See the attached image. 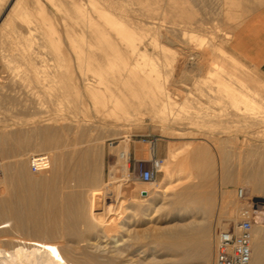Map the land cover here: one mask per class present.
<instances>
[{
    "label": "rangeland",
    "instance_id": "rangeland-1",
    "mask_svg": "<svg viewBox=\"0 0 264 264\" xmlns=\"http://www.w3.org/2000/svg\"><path fill=\"white\" fill-rule=\"evenodd\" d=\"M192 1L184 0L183 5L189 8L192 5L191 9L195 11L197 17L200 16V20L203 18L201 22L208 27L204 31L203 28H194L193 26L191 28L190 24L186 23L183 18H179L180 21H176L178 26H185L188 29L184 38L187 44L165 40L166 42L163 41V44H166L169 48L164 51L159 50L158 43L152 46L150 41L152 38L148 35L151 34L152 37V35L157 34L145 31V29L142 31L143 41L141 40L140 43H143L145 47L140 44V48L144 47L145 51L148 50L149 54L152 53L151 56L153 55L155 61L152 60L158 65L155 64V70L158 69V72L160 70L158 79L163 84H161V88L156 84L154 87L152 86L153 92H151L150 98L154 106L151 107L150 113L143 115L142 119L126 123L127 125L98 124L92 121L91 110L90 114L88 113L89 110L83 111L86 114L88 113L87 115L85 113L80 114L81 111L70 113L68 107L70 108L71 104L68 103L67 98L56 99L57 108L51 104L49 97L42 93H40L42 96H40V100L43 102V111L37 110L26 102L28 98L24 95L9 99V102L7 100L0 101V162L4 179L1 182L2 189H4L3 184L6 183L8 186L6 197H12L11 200H15L21 188H25L24 192L28 193L24 202L26 205L24 204L22 207L25 216L30 215L29 211L32 210L34 216L31 219H35L38 226L41 224L40 227L45 231V235L51 234L50 236L55 240L62 241L61 243L66 242L69 253L75 260L78 259L82 262V260H90L89 258L93 260L94 257V259L103 263L109 261V252L106 247L108 246L106 245L108 236L103 233V228L106 223L111 224V222L106 221L102 213L105 207V199L111 205H116L118 201L120 209L127 207L140 212L138 216L132 215L131 217V232L129 231L126 234L127 231L120 228L119 232L126 240H124L126 242L124 243L127 244L128 242L129 246L124 250L123 256L116 258L113 264L127 263L130 258L136 259L138 264H214L216 232L223 226V228H232L241 218L242 208L248 210L252 208L256 212L255 214V212L249 211L253 224V245L256 243V236L259 237L258 239H264V195L255 193L250 186L251 178L261 175L260 177L264 179V152H262L264 151V145L252 139H264V117L242 112L241 106L244 109L245 105L236 102L234 104V100H231V97L228 96L230 91H224L225 94L221 93L223 87H229L230 90L235 86L232 81L234 79L230 80L225 86L224 84L217 86V84L210 82H208L210 84H207L202 80L211 65L218 70L221 68L219 65H213L215 56H211V52L208 51L209 48H205L209 40L235 55L229 48V41L234 29L262 3L260 1L251 3L252 10L243 6L233 7L234 14L229 17L226 11L228 5L224 6L225 4L221 3V6L219 4L223 0H200V2L194 0L195 3H192ZM201 1L202 3L205 2L204 5H201ZM211 1H214L213 5L214 3L217 4L213 6ZM240 1L244 2L245 0ZM165 2L166 4L163 6L161 1L163 9L154 10L157 12H153L155 16L151 13L157 20L160 18L163 27L166 24H175L172 21L169 22L166 12L163 13L168 8V3L166 0ZM209 2H211V5ZM139 6L140 4L137 5L138 8ZM162 10L163 12H161ZM139 11H137V15H139ZM144 25L146 24L142 26L145 27ZM190 31H193L196 35L190 37L192 35ZM197 34L198 36L202 35L201 39L203 38L202 41H204L201 47L195 44L200 41ZM181 45H184V47ZM186 45L187 48H185ZM144 48L142 49L144 50ZM146 48L148 49L146 50ZM202 48L206 51L205 54L204 50L201 51ZM191 50L201 51L198 52L199 56L195 60L198 62L200 59L201 67L198 69L200 71L194 70L192 72L195 75L198 73V78L201 79L197 83H194L193 80L195 76L188 73L192 69L190 62L193 60L189 59V55H192ZM182 51L187 55H185L186 59L191 65L190 67L187 64L183 71L178 65V59L182 55L180 53ZM166 56L169 59L164 61L167 58ZM174 56L177 58L175 59ZM236 57L245 67L233 60V71L240 73L244 69L250 75L244 74V77L248 78V83L252 85V88H245V92L250 96L254 95L256 97L257 95V99L264 100L256 93L257 91L264 94V91H262L264 86L258 84L264 82V71L250 66L238 56ZM174 59L176 62L173 61ZM183 73H188L187 75L193 77L182 78ZM252 75L254 76L251 77ZM190 90L197 92L196 97L195 94L189 97L184 96ZM163 91L168 92L171 97L165 99ZM28 106L29 108H26ZM176 111L188 117V119H182V121L185 120L184 126L183 124L177 125V123L172 122V119H164L167 116L172 118ZM208 111L210 112L208 113ZM144 136L156 138L155 155L157 153L159 157L165 159V162L169 160L172 151L177 152L176 158L169 164V168L173 170L172 177L166 178L164 169L161 167L154 183L148 186L151 187L149 195L146 192H140V189H144L146 186L141 184L138 178L140 166L148 165L147 160L151 157L152 152L149 143L142 142L141 139ZM141 149L146 151L147 160L139 159L138 152ZM32 154H47L50 168L42 172H32L28 165V158ZM120 181L123 182L122 188L124 189L117 197L115 190L109 193V188L112 189ZM166 184L168 188L165 192H162L161 188ZM129 185H134L138 189L130 192L127 190ZM107 188L109 194L106 192ZM239 188L244 189L241 199L237 194ZM198 195L206 196L209 204L204 213L198 211L196 215L195 212H190V209L197 205V202L194 201ZM4 199L5 196L0 195V200L3 201ZM122 199L123 201H121ZM146 212L148 214H145ZM229 213L233 215L232 219L227 218ZM259 213L262 214V217L258 216ZM150 215L152 219H148ZM9 217L6 209L0 210V223L12 222ZM101 217L102 219H100ZM135 218L141 220L136 222ZM193 220L196 222L195 229L188 236L189 242L182 247L172 245L174 237L160 236L161 231L166 230L168 227L170 229L171 225L174 227V225H181L184 222L188 223ZM30 226L26 227L29 232L32 229V226ZM43 226H45L44 229ZM27 230L13 228L12 231L21 236L31 237ZM202 232L209 238L207 243L209 246L207 245L204 250L202 248L198 250L194 239L203 236ZM96 245L104 247L101 252H99L100 250L96 251L94 247ZM186 252L189 254L187 258L185 257ZM89 255H92V257ZM261 260L262 262H260L264 264V257ZM260 262L259 264H261Z\"/></svg>",
    "mask_w": 264,
    "mask_h": 264
},
{
    "label": "bare ground",
    "instance_id": "bare-ground-1",
    "mask_svg": "<svg viewBox=\"0 0 264 264\" xmlns=\"http://www.w3.org/2000/svg\"><path fill=\"white\" fill-rule=\"evenodd\" d=\"M161 1L164 6V4H166V2L164 3L165 0H0V101L7 100L9 102L11 99H14V97H17L18 95H24L28 98V101L26 102H28L37 110L43 111V102H41L42 100H40V93H42L43 95L49 97L51 104L54 106L58 104L57 100H59L60 98H67L68 103L71 104V107H68V111L70 113H73L74 111H81L80 114H86V112L83 111L89 110L88 113H91L92 111L91 116L93 117V120L91 119L90 115L89 117L93 122H96L98 124L127 125L130 122L142 119L143 115H145L146 113H150L151 107L154 106L152 105V100L150 98L152 94L151 92H153L152 89L154 85L156 84L159 88H161L163 85L162 82L160 83V80L158 79L160 76V70L159 72L158 69L155 70V59H153V55L151 56V52V54L147 52V49L149 47L146 48L147 51H145V46L143 45V43H140L141 40L143 41L142 31L145 29V31L157 34L155 36L152 35V37L151 34H148L150 35V38H152L150 40L152 46L158 43L157 45L159 48H157L164 51L169 48L166 44H163V41L165 40L171 42L179 41V43L182 42L184 45L187 44V41H185L186 39L184 40V38L186 30L188 29H186L187 27L185 26H178V23L176 21L179 18H183L186 23L190 24L191 28L192 26L194 28H203L204 31L208 27L201 22L203 18L200 20V16L197 17L195 11L191 9L192 5H190V8L183 5L184 0H166L168 3V8L166 7L167 9H165L164 12L163 10L161 12H166L165 14H168L167 17L169 19V22L172 21L175 24H166L165 27H163V24L160 22V18L158 17V21L157 18L154 17L155 14L153 13L158 9H163L161 7ZM196 1L193 0L192 3H195ZM198 1L200 2V0ZM259 1L261 3H264V0H245L244 2L240 0H223L219 4L224 3V6L228 5L226 11L229 17H231L234 14V11L232 10L233 7L243 6L250 9L251 3H257ZM211 2H209V4ZM203 3L201 5H204ZM139 4L140 6L138 8L137 5ZM197 4L199 3L197 2ZM216 4L217 3H214V5ZM144 10L145 13L143 14ZM137 11L140 12L139 15H137ZM151 13H153L154 16H152ZM143 24H146L144 25L145 27L142 26ZM191 34L192 35H190V37L196 35L193 31L191 32ZM208 34L210 33L208 32ZM201 36H198L197 34V38H199L200 41L197 40L198 43H195L196 45L198 44L199 47H201L204 43V41H202L203 38L201 39ZM145 41L147 40L145 39ZM140 44L144 46L142 47L144 48V50L140 48ZM144 44L146 45V42ZM184 45L181 46L184 47ZM206 45L207 46L205 48H209V50H207L211 52V56H215L213 65H219L221 68L220 70H218L211 65V67L205 72L202 80L207 82V84L215 83L217 84V86H220L221 84H224L225 86V84H227L230 80L234 79L232 81L233 84L235 83V86L233 85L234 87L230 90L228 89L229 87H223L222 89L220 88L222 91L221 93L225 94L226 91H230V93H228V96L231 97V100H234L233 103H243L245 105L244 109L241 106L242 112L252 113L257 117H264V100L257 99V95L256 97L254 95L250 96V94L246 93L244 90L245 88H252V85L247 81L248 78H245L246 76L244 77V74H246L247 76L249 75L247 74L248 72L246 73L244 69L243 72L240 73L233 71L234 61L239 63L241 66H244L243 63L235 55L210 40ZM191 47L193 46L191 45ZM185 48H187V45L185 46ZM202 50H204V48H202L201 51ZM201 51L191 50L192 55H189V59L193 61H189L192 64V69L188 72L189 74L194 70H196L197 72L200 71L198 70L201 67L199 61L200 59L198 58V62L195 60H197L196 57L199 56L198 52ZM205 52L206 51L204 50V54ZM180 53H182V55ZM180 53L179 55L181 56H179L178 65L183 71L184 67L189 63L186 59L187 55L184 54L185 52L182 51ZM176 58L177 57H175V59ZM166 59L168 60L169 58H165L164 61ZM175 59L173 61L176 62ZM188 73H183L184 75H182V78H188ZM192 75L195 77H193ZM192 75L190 76L194 78V83H197V81L200 79L198 78V73H196V75L195 73H192ZM253 76L254 75H252L251 77ZM239 82L242 84H240L241 86L239 85ZM258 84H262V86H264V82H259ZM258 84L257 86H259ZM262 91H264V89H262ZM256 93L261 96V99L264 98V94H262L261 92L256 91ZM192 94H195L194 96L196 97L197 92L190 90L184 96L189 97ZM69 96L71 97L68 98ZM163 97L167 99L170 98L171 95L168 92L163 91ZM56 107L58 108V106ZM26 108H29V106ZM12 112L14 111L12 110ZM209 112L210 111H208V113ZM183 118L188 119V117H185L184 115H181L176 111L172 118H170V116H167L164 119H172V122L177 123V125L183 124L184 126L185 120L182 121ZM90 119H88L89 122H91ZM252 139L264 145V139ZM176 155L177 152L172 151L167 162H165V159H163V164L161 167H163L164 169L166 178H171L173 175V170L169 168V164L174 161ZM45 176L47 175L45 174ZM260 176L251 178L250 186L253 188L255 193L264 195V179H262ZM2 180H4L3 176L1 178V182ZM1 182L0 195H4L5 199L3 201L0 200V210L6 209L12 222L10 221L9 223H0V264H113L116 258H121L123 256L124 250L129 246L128 242L127 244H125L126 240L123 238V235L119 231L121 228L122 230L127 231L125 232L127 234L130 231L132 215L138 216L140 212L134 209H129L127 207L124 209H120L118 206V201L116 205H111L108 204L105 199V207L102 213L105 217V220L110 221L111 224L106 223L104 225V228H102L103 233L108 236V241L106 243V245L108 246H105L108 248L109 261L107 263H103L99 260L94 259V257L93 260L89 258L90 260H82V262L78 261V259L75 260L69 253L67 243H61L62 241L59 242V240H55L52 236H50L51 234L45 235V231L42 230V227H40L41 224L38 226L35 219H31L34 216L32 213L33 211H29L27 207L26 209L30 212V215L25 216L22 209L25 204L24 202L27 199L26 195L28 194L24 192L25 188L21 186L22 188L17 196L15 194L16 199L11 200L12 197H6L8 193V186L5 183L3 184L4 189H2ZM140 182L141 184L146 186L144 189H140V192L143 191L146 192L147 195H149V190L151 187L149 188L148 186L150 184H153L154 180H140ZM122 183L120 181L118 182V184L112 187V189L110 187L109 193L112 192V190H115L116 196L118 197V195L122 193V189H124L122 188ZM167 188L168 185L166 184L161 188V191L165 192ZM137 189L138 187L135 188L134 185H129L127 190L131 192ZM107 191L108 188L106 189V192ZM109 193L107 192V194ZM30 195H28V197H30ZM196 198L194 202H197V205L194 208L190 209V212H195L196 214L198 211H201L204 213V211L208 209L209 200L206 198V196L201 195H198ZM121 201H123V199ZM249 211L255 212L252 208H249ZM261 213H259L258 216H261ZM145 214L148 213L146 212ZM151 217V215L148 216V219H152ZM232 217L233 215L229 213V216L227 218L232 219ZM100 219H102V217ZM138 220L141 219H136V222ZM28 225L32 226H30L32 228L30 232L26 229V227L28 228ZM195 225L196 222L194 220L189 221L188 223L184 222L181 225H174V227L171 225L170 229L169 227H166V230L164 229V231H161L160 236L163 235L162 237H166L168 235L167 237H174L172 245L174 247H182L187 242H189L188 236L195 229ZM7 226L10 227L6 228ZM44 227L45 226H43V229ZM13 228L17 230L25 229L31 234V237H25L16 234L12 231ZM204 231L206 232V230ZM203 232V236L197 237L196 239L193 238L198 250H200L201 248L204 250V248L208 245L207 243L209 242V238H207V236H205ZM103 233L101 232L102 235ZM258 238L259 237L257 236L255 237L256 243L252 247V264H259L260 261L262 262V257H264V239ZM94 247L96 251L100 250L99 252H101L102 248H104L101 245H96ZM185 254L186 258L189 257V254H187V252ZM89 256L92 257V255ZM124 264L138 263L136 259L130 258L129 261Z\"/></svg>",
    "mask_w": 264,
    "mask_h": 264
},
{
    "label": "built area",
    "instance_id": "built-area-1",
    "mask_svg": "<svg viewBox=\"0 0 264 264\" xmlns=\"http://www.w3.org/2000/svg\"><path fill=\"white\" fill-rule=\"evenodd\" d=\"M142 142L151 146V157L148 165H141L138 178L143 181L154 180L161 170L163 158L155 155V137L144 136ZM28 165L32 172H42L49 168V156L47 154H32L28 158ZM0 162V182L2 178ZM239 199L243 197L244 189L237 190ZM241 218L232 228H220L215 235L214 264H252L253 252V224L249 210L242 208Z\"/></svg>",
    "mask_w": 264,
    "mask_h": 264
},
{
    "label": "crops",
    "instance_id": "crops-1",
    "mask_svg": "<svg viewBox=\"0 0 264 264\" xmlns=\"http://www.w3.org/2000/svg\"><path fill=\"white\" fill-rule=\"evenodd\" d=\"M229 48L250 66L264 71V3L236 26L229 41ZM138 153L140 160H147L146 151L141 149Z\"/></svg>",
    "mask_w": 264,
    "mask_h": 264
},
{
    "label": "water",
    "instance_id": "water-1",
    "mask_svg": "<svg viewBox=\"0 0 264 264\" xmlns=\"http://www.w3.org/2000/svg\"><path fill=\"white\" fill-rule=\"evenodd\" d=\"M145 193V192H144Z\"/></svg>",
    "mask_w": 264,
    "mask_h": 264
}]
</instances>
